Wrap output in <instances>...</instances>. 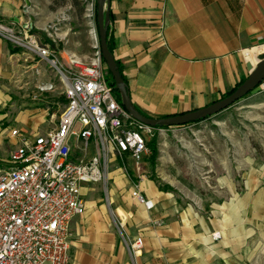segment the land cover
<instances>
[{
    "label": "rangeland",
    "instance_id": "1",
    "mask_svg": "<svg viewBox=\"0 0 264 264\" xmlns=\"http://www.w3.org/2000/svg\"><path fill=\"white\" fill-rule=\"evenodd\" d=\"M18 1L22 10L25 2ZM24 11L27 32L0 17V36L14 51L27 52L21 44L27 41L26 34L64 55L70 51L89 58L99 48L96 0H29ZM43 66L45 78H50L58 90L52 96H63L55 72ZM4 80L0 79V87L20 93H36V86L41 84L33 82L26 88L19 83L8 85ZM3 113L0 169L7 166L10 152L19 143L10 131L18 129L29 138L19 128L18 112H9L6 117ZM58 117L59 112L45 113L47 122H57ZM146 143L149 153L136 169V177L125 170L123 173L126 179H136V184L143 176L158 189L157 199L142 195L153 202L150 209L130 196V182L113 181L111 168L103 160L101 178L82 184L86 205L83 215L97 218L98 225L107 219L116 230V264H190L185 261L186 255L180 256L181 249L187 251L204 242L212 252L235 249L237 257L264 263V89L257 86L225 109L189 124L152 127L146 133ZM92 152L95 150L90 147L88 153ZM81 157L77 144L72 148V158ZM123 162L125 158L118 161L121 166ZM134 236L143 240L136 256L128 244Z\"/></svg>",
    "mask_w": 264,
    "mask_h": 264
},
{
    "label": "crops",
    "instance_id": "2",
    "mask_svg": "<svg viewBox=\"0 0 264 264\" xmlns=\"http://www.w3.org/2000/svg\"><path fill=\"white\" fill-rule=\"evenodd\" d=\"M19 4L0 0V17L27 32ZM109 33L132 104L145 116L165 117L206 106L248 76L247 61L264 50V0H110ZM45 72L37 56L12 51L0 36V79L6 84L28 88L33 82H49ZM55 91L57 87L41 94L20 93L0 87V112L5 117L18 112L19 128L33 138L57 124L45 119L46 112L60 113L66 104L63 93L52 96ZM124 158L121 166L122 159L109 155L113 181L130 182V196L138 185L142 195L157 199L160 192L145 177L137 184L124 178L123 170L136 177L133 160ZM83 214L70 221L71 264H100L102 259L103 264H116V230L107 219L98 225L97 218ZM211 252L204 242L181 249L180 256L186 255L190 264H264L237 257L230 248Z\"/></svg>",
    "mask_w": 264,
    "mask_h": 264
},
{
    "label": "built area",
    "instance_id": "3",
    "mask_svg": "<svg viewBox=\"0 0 264 264\" xmlns=\"http://www.w3.org/2000/svg\"><path fill=\"white\" fill-rule=\"evenodd\" d=\"M25 38L27 52L57 75L66 104L46 133L28 138L10 131L19 143L0 169V264H70V221L86 208L82 184L101 178V160L108 164L110 154L129 156L138 170L149 153L146 133L152 127L134 120L117 100L99 48L89 58L61 55L32 34ZM258 87L264 89V79ZM36 89L41 94L56 85L49 81ZM74 144H80L78 160L72 158ZM90 147L95 153H88ZM131 196L154 206L138 185ZM128 244L136 256L143 240L135 236Z\"/></svg>",
    "mask_w": 264,
    "mask_h": 264
},
{
    "label": "water",
    "instance_id": "4",
    "mask_svg": "<svg viewBox=\"0 0 264 264\" xmlns=\"http://www.w3.org/2000/svg\"><path fill=\"white\" fill-rule=\"evenodd\" d=\"M24 2L25 6L23 9L26 10V7L29 5V0H24ZM29 18L32 20L33 16L29 15ZM96 23L100 54L105 62L107 70L111 73V76L114 79L115 86L118 89L121 97V103L134 120L146 126H177L204 118L207 115L216 113L230 106L235 101L257 87L264 79L263 50L256 55V63L254 65L247 61L246 65L249 71L248 76L229 95L219 98L206 106L183 113L158 118L148 117L141 114L132 104L127 85L122 78L115 58L107 44V30L110 23V0H96Z\"/></svg>",
    "mask_w": 264,
    "mask_h": 264
},
{
    "label": "trees",
    "instance_id": "5",
    "mask_svg": "<svg viewBox=\"0 0 264 264\" xmlns=\"http://www.w3.org/2000/svg\"><path fill=\"white\" fill-rule=\"evenodd\" d=\"M107 44H108V47H109V49H110L112 55L114 56V54H113V49H112V38H111V35H110V33H109V27H108V30H107ZM11 50L14 51L15 49H14V48H11ZM114 58H115V56H114ZM102 61H103V63L105 64V62H104L103 59H102ZM115 61H116L117 65H118V68H119V71H120V73H121V75H122V78L124 79V81H125V83H126V80H125L124 75H123V73H122V67H121L119 61H118L116 58H115ZM105 76H106V79H107L108 83L113 87L117 100L121 103V97H120L119 91H118V89H117L116 86H115V82H114V79H113L112 76H111V73L107 70L106 67H105ZM243 81H244V79L241 80V81L237 84V86L240 85ZM126 85H127V84H126ZM237 86H235V87L232 88L231 90L227 91L222 97L227 96V95H229L230 93H232V92L236 89ZM127 89H128V86H127ZM222 97H221V98H222ZM121 105H122V103H121ZM122 106H123V105H122ZM136 109H137V108H136ZM137 110H138V109H137ZM138 111H139V110H138ZM139 112H140V111H139ZM140 113H141V112H140ZM141 114H143V113H141ZM143 115H144V114H143ZM168 116H170V115H168ZM189 123H191V122H189ZM189 123H186V124H189ZM184 125H185V124H184ZM168 127H171V126H154L153 128H168ZM149 145L151 146V148L153 149V151H155V150H154V142H153V140H150Z\"/></svg>",
    "mask_w": 264,
    "mask_h": 264
},
{
    "label": "bare ground",
    "instance_id": "6",
    "mask_svg": "<svg viewBox=\"0 0 264 264\" xmlns=\"http://www.w3.org/2000/svg\"><path fill=\"white\" fill-rule=\"evenodd\" d=\"M261 50H262V49H261ZM261 50H260V51H261ZM258 52H259V51H258ZM256 55H257V54H255V56H254V58H253V61L251 62L253 65L256 63Z\"/></svg>",
    "mask_w": 264,
    "mask_h": 264
}]
</instances>
